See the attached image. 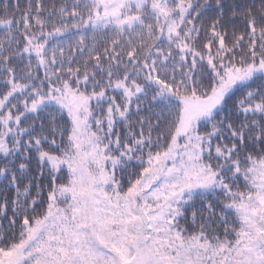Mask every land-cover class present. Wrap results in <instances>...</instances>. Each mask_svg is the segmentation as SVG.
<instances>
[{
	"label": "snow or ice",
	"instance_id": "6c2138e0",
	"mask_svg": "<svg viewBox=\"0 0 264 264\" xmlns=\"http://www.w3.org/2000/svg\"><path fill=\"white\" fill-rule=\"evenodd\" d=\"M0 264H264V0H0Z\"/></svg>",
	"mask_w": 264,
	"mask_h": 264
}]
</instances>
